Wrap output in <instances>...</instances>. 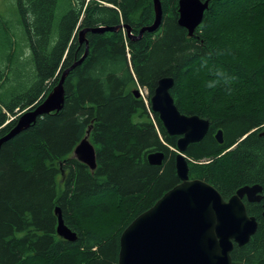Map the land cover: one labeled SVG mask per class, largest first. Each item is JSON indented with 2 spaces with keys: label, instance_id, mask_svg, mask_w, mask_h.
<instances>
[{
  "label": "trees",
  "instance_id": "trees-1",
  "mask_svg": "<svg viewBox=\"0 0 264 264\" xmlns=\"http://www.w3.org/2000/svg\"><path fill=\"white\" fill-rule=\"evenodd\" d=\"M8 2L10 18L0 12V137L85 56L64 78L61 109L1 145L0 264H117L121 231L179 182L177 136L150 108L164 76L174 79L170 94L178 110L210 123L184 152L188 177L211 184L225 200L244 185L264 191V57L250 63L237 31L236 37L215 31L226 20L258 19L264 48V0H208L191 36L177 23L178 0H160V26L140 37L154 18L152 0ZM119 24L136 38L118 28L77 39L78 29ZM138 88L147 95H135ZM87 129L94 169L73 156ZM155 151L164 153L161 165L148 163ZM263 204L245 202L257 229L234 245L232 264H264ZM56 206L75 240L57 235Z\"/></svg>",
  "mask_w": 264,
  "mask_h": 264
},
{
  "label": "water",
  "instance_id": "water-1",
  "mask_svg": "<svg viewBox=\"0 0 264 264\" xmlns=\"http://www.w3.org/2000/svg\"><path fill=\"white\" fill-rule=\"evenodd\" d=\"M153 2L154 18L150 25L139 29L137 37L143 32L158 29L162 19L160 0L157 3V18ZM208 0H178L177 23L187 30L189 36L201 23ZM127 27L128 37L134 39L131 29L126 24L117 26L100 25L97 31L118 30ZM152 27V28H151ZM83 33V40L79 37ZM77 33L79 43L86 42L85 28ZM81 35V34H80ZM85 56L74 61L62 70L57 83L40 102L24 110L16 119L11 129L0 137L1 145L29 127L45 114L57 112L64 101V78L67 73ZM174 79L164 76L158 79L150 96V108L157 113L167 134L177 136L174 165L179 182L168 189L153 205L138 214L121 231L117 264H232L231 251L234 244L243 245L257 229V221L249 216L242 197L250 202L259 201L261 186L258 184L239 187L225 200L211 184L197 178L188 177V162L185 150L190 143L199 142L208 132V119L198 115H186L176 107L170 89ZM135 95H140L138 89ZM90 129V128H89ZM89 129L73 149V156L90 169L96 166L95 150L88 139ZM264 134V131L261 132ZM215 138L222 143V131L217 129ZM164 158L162 151L150 152L148 163L161 165ZM56 215V233L65 240L73 241L76 233L63 221L59 206L54 208Z\"/></svg>",
  "mask_w": 264,
  "mask_h": 264
},
{
  "label": "rangeland",
  "instance_id": "rangeland-1",
  "mask_svg": "<svg viewBox=\"0 0 264 264\" xmlns=\"http://www.w3.org/2000/svg\"><path fill=\"white\" fill-rule=\"evenodd\" d=\"M8 0H0V8L5 9V11L3 9H0V12L3 13L5 15V18H10V13L6 12V9L9 7L8 4ZM260 20L258 19H254V20H249L245 17H243L242 19H238V20H226L224 22H221L218 27L216 28L215 31H220V33H231L234 37H236L235 35H237V39H241V41H243L244 43V47H246V49L243 47V49H245V51H248L249 53H247L248 57H249V62L250 63H254L257 62L260 58L264 57V48H263V42L261 40V35L258 32V26H259ZM152 28V27H151ZM80 29H78L79 31ZM92 31H97V28H93ZM234 31H237V33L234 35ZM78 33V32H77ZM214 36H217L216 32L214 34ZM84 35L83 33H81V38L83 40ZM19 44H20V54L22 56L27 55V48L25 47V43L22 40V34L18 36ZM249 43H253L254 46L252 48H248L247 44ZM243 46V44H242ZM54 86V84H49L47 87V91H50L51 88ZM140 91L142 92V94L144 96L147 95V90L145 88H141ZM22 112V111H21ZM20 113V112H19ZM18 113V114H19ZM13 118V117H11ZM10 118V119H11ZM9 119V120H10ZM8 121V120H7Z\"/></svg>",
  "mask_w": 264,
  "mask_h": 264
},
{
  "label": "flooded vegetation",
  "instance_id": "flooded-vegetation-1",
  "mask_svg": "<svg viewBox=\"0 0 264 264\" xmlns=\"http://www.w3.org/2000/svg\"><path fill=\"white\" fill-rule=\"evenodd\" d=\"M264 131V127H262V129H261V131L259 132V134H262L261 132H263ZM259 185V184H258ZM250 186V185H249ZM261 186V185H260ZM261 189H262V186H261ZM235 193V192H234ZM233 193V194H234ZM232 194V195H233ZM262 194H264V191L263 190H261V195ZM262 199H264L263 197L259 200V201H261ZM242 201H243V203L245 204V202H250V201H248L247 199H246V197L244 196V197H242ZM259 201H257V202H259ZM252 202H255V201H252ZM246 207V206H245ZM262 213L264 214V204H263V211H262ZM248 214V213H247ZM250 216V215H249ZM254 217V216H253ZM255 218V217H254ZM257 221V220H256ZM235 245V244H234ZM239 246V245H238ZM234 247V246H233Z\"/></svg>",
  "mask_w": 264,
  "mask_h": 264
},
{
  "label": "bare ground",
  "instance_id": "bare-ground-1",
  "mask_svg": "<svg viewBox=\"0 0 264 264\" xmlns=\"http://www.w3.org/2000/svg\"><path fill=\"white\" fill-rule=\"evenodd\" d=\"M154 7H155V11H156V18H157V13H158V9H157V3H156V0H154ZM120 28H123L126 32H127V27L125 26V28L122 26V27H120ZM89 29V28H88ZM85 31H89V30H87V28H85ZM91 31V30H90ZM81 34V31H79V37L81 36L80 35ZM129 33L127 32V35H128Z\"/></svg>",
  "mask_w": 264,
  "mask_h": 264
}]
</instances>
